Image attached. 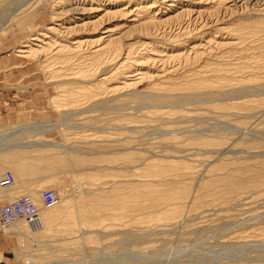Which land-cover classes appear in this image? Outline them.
<instances>
[{"label":"rangeland","instance_id":"1","mask_svg":"<svg viewBox=\"0 0 264 264\" xmlns=\"http://www.w3.org/2000/svg\"><path fill=\"white\" fill-rule=\"evenodd\" d=\"M0 105L84 151L21 154L66 201L0 264H264V0H0Z\"/></svg>","mask_w":264,"mask_h":264},{"label":"bare ground","instance_id":"2","mask_svg":"<svg viewBox=\"0 0 264 264\" xmlns=\"http://www.w3.org/2000/svg\"><path fill=\"white\" fill-rule=\"evenodd\" d=\"M229 1V0H227ZM231 2V1H230ZM99 5V4H98ZM74 7V6H73ZM101 7V6H100ZM99 8V7H98ZM81 9V8H80ZM74 11V10H73ZM98 11V10H97ZM47 30V29H46ZM48 30H50L48 28ZM41 35V34H40ZM45 35V34H43ZM38 36V35H37ZM30 40H34V41H37V42H41L42 41V44L45 45V43L47 44V42L44 43L43 40H41L39 37H31ZM30 41L29 40H26L25 42H23L20 46V49L18 48L16 51L22 55V56H25V57H29L30 54L32 52H35V51H32L29 50V47H30ZM79 43V42H78ZM43 45V46H44ZM78 45V44H77ZM41 47V45H39ZM39 51V50H38ZM37 52V51H36ZM128 85V83H126ZM131 84V83H129ZM125 85V84H124ZM129 86V85H128ZM247 88V87H246ZM153 91V90H152ZM159 93V92H158ZM165 93V92H163ZM155 94V93H154ZM148 95V94H147ZM152 96V95H151ZM156 96V94H155ZM143 98V96H142ZM146 98V97H144ZM70 112V111H69ZM43 122V121H42ZM30 124V123H29ZM29 124H22L18 127H14V128H10V129H7V130H4L3 134H2V138H6V137H10V139H15L13 144H20L21 147H22V153L25 151V152H33V151H40V150H43V149H52V150H56L57 152H59V154H64L65 152H71V151H77V152H84L82 150H80L79 148H76L74 146H71V145H67V143H59V142H56L54 140H51V139H48V138H43V134L44 132H48V131H51V130H56V129H60L61 127H66L64 124H53L51 122H49V120H45L44 121V124L40 125V124H35V125H29ZM35 136H38V139H39V136H41L43 140H37V138H35ZM34 137V138H33ZM17 140V141H16ZM6 142V141H5ZM9 145V144H8ZM20 157H22V155H20ZM23 157H29V155H24ZM22 159V158H21ZM31 159V158H30ZM23 160V159H22ZM22 160H20L22 162ZM8 161V160H7ZM27 161L25 160L24 158V162ZM29 161V160H28ZM34 162V161H33ZM31 163V162H30ZM36 166V165H35ZM33 167V166H32ZM38 167V166H37ZM35 169V168H34ZM38 169V168H37ZM26 174V173H25ZM24 174V175H25ZM31 179V178H30ZM41 180V179H40ZM45 188L41 189L39 191V201L40 202H37L36 200H34L33 198L35 197V195L32 193H30V195H22V196H27L29 197L32 202L37 206L38 208V214L42 211H48L49 208H52L54 206H58L59 204H61L62 202H65L66 200L64 199V197H60V195H58L57 191L55 190V193H56V197H57V201L55 204H53L52 206L50 207H43L42 206V202H41V191L44 190ZM38 193V192H37ZM29 194V193H28ZM22 196H19V197H22ZM18 198V197H17ZM16 198V199H17ZM15 200V199H13ZM11 200V201H13ZM9 201V202H11ZM71 205L72 204H68V206H66L65 210L59 212V211H56V215L58 216V219H61L62 217H66L68 215H70V212H71ZM43 218V217H41ZM40 218V219H41ZM85 223V222H84ZM29 224L25 222V219H19L13 223H11L9 226H7L6 228H2V230H6V229H9L11 226L13 227V234H16L17 235V238L19 239L18 236L22 235V233H24V231L26 230H23L25 229V227H27ZM31 226V224H30ZM32 228V227H31ZM22 231V233H20L19 231ZM91 231L88 229V230H85L84 232H82V234H89ZM101 233V232H100ZM23 236V235H22ZM25 237V236H24ZM33 239V237H30V239ZM24 238H21L19 239L20 240V245L22 246L24 244V241H23ZM29 239V240H30ZM26 240V239H24ZM34 241H36L35 239H33ZM43 241L38 239L36 241V243H39L41 244ZM47 243V242H46ZM28 246V245H26ZM25 247V246H24ZM45 249V248H44ZM35 255V254H33ZM32 255V256H33ZM38 256V255H37ZM68 261V260H67ZM71 261V260H69ZM78 261V263H76ZM77 261H71V264H80V262H82V260H77ZM85 261V260H83ZM35 262V261H34ZM32 260H31V264H69V262H66V260H54V261H44V262H38V263H34Z\"/></svg>","mask_w":264,"mask_h":264},{"label":"crops","instance_id":"3","mask_svg":"<svg viewBox=\"0 0 264 264\" xmlns=\"http://www.w3.org/2000/svg\"><path fill=\"white\" fill-rule=\"evenodd\" d=\"M6 106L7 105H0V112L1 113L4 112L5 109H7ZM11 116H13V115H11ZM14 121H15V119L14 120L12 119L9 122H14ZM0 123H3L2 120H0ZM22 123L23 122H21V123L18 122V123H13L11 125H3V126L1 125L0 126V177L6 171H9L13 177V182L10 183L9 185H7V186H1L0 185V198H7V200H9V201L16 199L19 196H22L21 193L18 195L16 194L17 196L15 195V192L17 191V189L22 187V186H20V184L18 182L22 181V180H23V182H25L26 180H28L25 178V176L32 173L35 170L34 168H39V170L41 168L40 165H38V167L37 166L34 167V165H32L33 167L32 166L25 167L26 163L23 161L24 160L23 155H22V157H20V155L22 154V151H23L21 145L20 144H13V142L16 138L15 139L13 138L10 140H9L10 137L2 138L3 137L2 134H3L4 130L14 128V127H18V126L22 125ZM2 155H5V156L2 157ZM20 160H22V162ZM18 184H19V186H18ZM33 189L34 188H28L27 191H31ZM34 190L39 191L37 189H34ZM0 254H2V256L0 255V259H2L3 253L1 251H0Z\"/></svg>","mask_w":264,"mask_h":264},{"label":"built area","instance_id":"4","mask_svg":"<svg viewBox=\"0 0 264 264\" xmlns=\"http://www.w3.org/2000/svg\"><path fill=\"white\" fill-rule=\"evenodd\" d=\"M12 182L13 177L9 171H6L0 177L1 186H7ZM40 196L43 207H50L57 201L55 190L52 188H45L41 191ZM19 219L27 220L32 227L37 225L38 208L27 196L18 197L11 202L0 204V227L6 228Z\"/></svg>","mask_w":264,"mask_h":264}]
</instances>
